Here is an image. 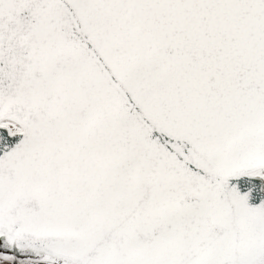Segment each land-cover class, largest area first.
Returning <instances> with one entry per match:
<instances>
[{
	"label": "snow or ice",
	"instance_id": "obj_1",
	"mask_svg": "<svg viewBox=\"0 0 264 264\" xmlns=\"http://www.w3.org/2000/svg\"><path fill=\"white\" fill-rule=\"evenodd\" d=\"M0 264H264V0H0Z\"/></svg>",
	"mask_w": 264,
	"mask_h": 264
}]
</instances>
